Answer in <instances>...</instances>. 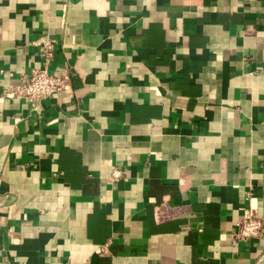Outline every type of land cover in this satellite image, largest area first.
Segmentation results:
<instances>
[{
    "label": "crops",
    "instance_id": "1",
    "mask_svg": "<svg viewBox=\"0 0 264 264\" xmlns=\"http://www.w3.org/2000/svg\"><path fill=\"white\" fill-rule=\"evenodd\" d=\"M44 37L70 86L5 98ZM248 210L264 0H0V264H264Z\"/></svg>",
    "mask_w": 264,
    "mask_h": 264
},
{
    "label": "built area",
    "instance_id": "2",
    "mask_svg": "<svg viewBox=\"0 0 264 264\" xmlns=\"http://www.w3.org/2000/svg\"><path fill=\"white\" fill-rule=\"evenodd\" d=\"M44 58V66L35 68L30 74H23L19 82L5 86L2 95L10 99H22L37 106L44 99L64 92L71 84V73L68 68L60 72H51L49 67L54 53V40L44 37L38 41ZM115 171L114 177L120 175ZM234 237L240 241H254L264 237V216L248 210L239 222Z\"/></svg>",
    "mask_w": 264,
    "mask_h": 264
}]
</instances>
